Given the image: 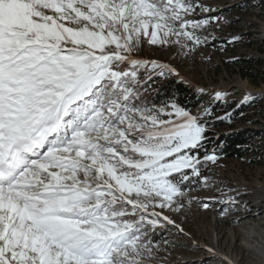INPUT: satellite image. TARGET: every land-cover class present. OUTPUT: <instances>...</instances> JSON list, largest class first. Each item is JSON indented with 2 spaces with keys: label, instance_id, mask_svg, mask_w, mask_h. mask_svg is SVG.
Segmentation results:
<instances>
[{
  "label": "snow or ice",
  "instance_id": "1",
  "mask_svg": "<svg viewBox=\"0 0 264 264\" xmlns=\"http://www.w3.org/2000/svg\"><path fill=\"white\" fill-rule=\"evenodd\" d=\"M216 11L206 0H0V264H162L170 241L157 233L190 235L193 205L259 215L204 174L219 163L207 132L231 117L216 115L227 93L179 67L215 46L228 23ZM170 79L193 86L191 107L148 95ZM260 98L245 85L237 107Z\"/></svg>",
  "mask_w": 264,
  "mask_h": 264
},
{
  "label": "rangeland",
  "instance_id": "2",
  "mask_svg": "<svg viewBox=\"0 0 264 264\" xmlns=\"http://www.w3.org/2000/svg\"><path fill=\"white\" fill-rule=\"evenodd\" d=\"M206 2L217 10L216 15L228 23H224L216 31L215 46L201 50L204 56L211 58L210 62L203 61L201 53H197L195 64H181L179 67L194 85H207L224 90L230 104L217 102L216 115L223 116L227 111L231 113V117L214 120L209 125L206 147L209 151L216 150L220 159L218 165H209L204 174L213 180L223 181L231 188L240 189L244 193L240 199L248 203L252 213L259 215L247 214L240 208L230 213L227 218H221L218 213L222 205L214 204L207 211L193 205L192 211L183 221L185 231L190 235L180 234L174 227L169 226L167 231L158 232L156 239L170 241L166 246L167 251L161 253V257H166L162 264H223L220 256L209 254L204 245L214 247L217 252L230 257L235 264H264V98L237 107L244 94L245 85L253 93H258L264 92V82L254 83L258 82L260 75L252 82L242 76L236 61L231 59H257L259 61L253 67L254 74L259 70L264 72V0ZM238 34L242 36L240 42L225 44L232 35ZM178 84L194 93L192 85L170 79L158 81L155 86L158 91H150L148 95L153 99H163L173 95ZM231 107L242 109L238 115H234ZM236 130H250L253 141L244 145L246 153L240 158L222 155L217 149L220 145L217 139L220 135ZM193 194L206 197L212 194V190L198 189ZM235 216L247 218L243 223H233ZM193 240L200 246L194 245ZM248 245H253L254 248H249Z\"/></svg>",
  "mask_w": 264,
  "mask_h": 264
},
{
  "label": "trees",
  "instance_id": "3",
  "mask_svg": "<svg viewBox=\"0 0 264 264\" xmlns=\"http://www.w3.org/2000/svg\"><path fill=\"white\" fill-rule=\"evenodd\" d=\"M259 60L253 59V58H239L236 60V64L241 70L240 73L242 76L247 77L250 79V81H254L255 77H258L260 75V79L258 82L254 83H260L264 82V72L259 70L256 74H254V63ZM176 92L174 93L175 96L178 98L180 102H187L188 106L191 107L192 104L196 100V96L193 92H191L188 88L182 86L181 84L176 85ZM233 109L232 113L234 115H238L239 111L242 108L234 109V107H231ZM253 134L251 135L250 130H236L232 131L228 134L220 135L217 140H219V147L218 152L222 155L228 156V157H234V158H240L242 157L246 152V149L244 148V145L248 142L253 141L252 140Z\"/></svg>",
  "mask_w": 264,
  "mask_h": 264
},
{
  "label": "bare ground",
  "instance_id": "4",
  "mask_svg": "<svg viewBox=\"0 0 264 264\" xmlns=\"http://www.w3.org/2000/svg\"><path fill=\"white\" fill-rule=\"evenodd\" d=\"M253 232V231H252ZM252 236V235H251ZM254 237V236H253ZM252 244V243H251ZM249 248H254L253 245H248ZM256 247V246H255Z\"/></svg>",
  "mask_w": 264,
  "mask_h": 264
}]
</instances>
